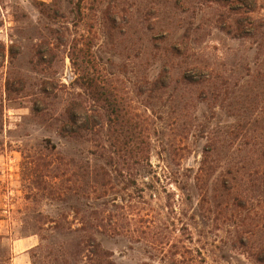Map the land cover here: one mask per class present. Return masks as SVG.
Returning <instances> with one entry per match:
<instances>
[{"label": "rangeland", "instance_id": "374dc122", "mask_svg": "<svg viewBox=\"0 0 264 264\" xmlns=\"http://www.w3.org/2000/svg\"><path fill=\"white\" fill-rule=\"evenodd\" d=\"M88 218L115 264H264V0H0V264Z\"/></svg>", "mask_w": 264, "mask_h": 264}, {"label": "trees", "instance_id": "16d2710c", "mask_svg": "<svg viewBox=\"0 0 264 264\" xmlns=\"http://www.w3.org/2000/svg\"><path fill=\"white\" fill-rule=\"evenodd\" d=\"M74 124L76 123L74 122ZM88 219L87 228L76 231L71 230L73 235L70 233V236L63 242L44 243L49 239V237L39 232L37 233L39 234L40 239V243L37 246L39 249L43 248L44 251H46L47 264H59L62 259L65 262V258L68 255L73 256L74 258L81 257L85 253H87L85 255L88 259V262L83 261L80 264H115L110 261L107 253L101 249L100 243L97 240V235L93 230V220L92 218ZM51 221L55 224V226H58V222L56 220ZM82 225L85 227V221L82 222Z\"/></svg>", "mask_w": 264, "mask_h": 264}, {"label": "crops", "instance_id": "0c3cea01", "mask_svg": "<svg viewBox=\"0 0 264 264\" xmlns=\"http://www.w3.org/2000/svg\"><path fill=\"white\" fill-rule=\"evenodd\" d=\"M28 243H31V245L29 246V248L33 247L36 245V241L34 240L33 237H31V239H28ZM24 258H26V255H22Z\"/></svg>", "mask_w": 264, "mask_h": 264}]
</instances>
